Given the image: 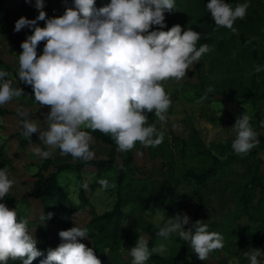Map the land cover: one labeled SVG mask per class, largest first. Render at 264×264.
<instances>
[{"label":"rangeland","instance_id":"obj_1","mask_svg":"<svg viewBox=\"0 0 264 264\" xmlns=\"http://www.w3.org/2000/svg\"><path fill=\"white\" fill-rule=\"evenodd\" d=\"M229 1L233 7L245 2L250 5L246 17L234 23L237 33L224 27L217 28L206 8L208 0H175L176 10L165 12L166 21L200 33L197 47L207 44L212 51L190 66L183 79L162 82L170 95L171 106L165 113L164 121H159L154 113H148V123L164 132L163 142L155 148L144 147L137 142L130 157L128 151L121 152L117 148L111 168L100 174V179H106L109 187L105 189L99 185L95 192L90 193L86 186L95 212L106 211L115 200L117 175L123 168L125 176L122 183H131L148 199L145 209L140 211L142 224L136 217L123 220L128 234L115 254H109L103 248L101 253H105L100 260L109 257L110 264H131L130 248L139 236L145 239L149 237L143 229L144 223L156 226L171 210L174 216L186 213L190 217V223L185 228L201 220L208 225L210 232H219L224 237L223 248L213 250L205 261L200 260L188 244L190 264H249L244 252L255 247L242 243L238 232L250 230L256 224L248 219L243 200L247 199L253 206L262 196L255 185L254 175L264 171V146L256 144L250 152L241 156L232 151L231 143L236 135L232 127L243 113L251 116L257 134L264 135V61L258 62L264 46V0ZM108 3L110 0H96V7ZM68 5V0H44L48 17L63 15ZM38 14L35 0L24 5L17 0H0V70L7 71L8 78L24 91L23 96L0 106V168L7 167L10 178L16 180L8 193L9 196H15L10 209L17 208L20 218L28 220L29 230L37 240L36 247L44 254L45 249L55 248L62 242L57 223L47 218L44 221L41 219L47 213L69 214L71 227H87L88 238L80 240L86 246H92L91 232L97 227L90 222L92 214L89 206L68 212L66 202H50L44 211L39 202L23 196L30 189L33 173L40 166V155L35 151L38 148L36 142L24 141L20 123L23 118L17 115V109L22 108L30 113L29 118L43 122V114L50 108L40 107L34 99L32 87L18 79L21 43L32 34V29L24 28L16 32L14 27L21 16L34 19ZM168 22L163 30H166ZM38 24L43 27L45 22L38 21ZM158 27L154 25L152 29ZM37 53L41 54L39 51ZM257 66L261 71L255 70ZM253 79L258 84L260 97L249 94L248 88ZM194 135L198 136L205 149L223 161L217 172L204 183H197L185 174L189 167H204L211 163V156L193 145ZM93 140V158L105 157L109 144L95 137ZM63 161L82 160L73 159L71 155L61 156L57 150L52 156V163L42 171L49 173ZM90 169L94 170L92 167ZM85 177L86 180L91 179L90 175ZM57 178L66 189L68 198L77 203L79 181L75 172L63 170L57 174ZM195 191L203 197L204 203L200 207ZM42 230L47 232V236L39 241V231ZM160 244L167 247L166 254L169 255L177 253L181 247L180 242L173 237H156L149 251ZM259 259L264 264V255ZM147 264H153V261L148 260Z\"/></svg>","mask_w":264,"mask_h":264},{"label":"clouds","instance_id":"obj_2","mask_svg":"<svg viewBox=\"0 0 264 264\" xmlns=\"http://www.w3.org/2000/svg\"><path fill=\"white\" fill-rule=\"evenodd\" d=\"M249 6L245 2L233 7L226 0H208L206 4L217 28L233 33L238 31L234 23L246 17ZM35 8L39 14L34 19L21 16L14 31L32 29L21 43L18 79L32 87L40 107L50 108L43 114V122L17 109V115L23 118L22 136L30 140L38 134L47 148H37L36 153L50 158L58 150L61 156L88 161L95 154L91 132L96 130L110 135L121 152L132 150L137 142L144 147H158L165 134L148 123V113H154L159 121L166 119L172 101L162 82L183 79L190 66L212 51L207 44L197 47L200 33L191 28L184 30L175 24L163 30L165 12L176 10L175 0H110L99 8L96 0H74V6L54 17L47 16L44 0H35ZM38 21H44V26ZM154 25L159 27L153 30ZM41 42H45L43 52L38 55ZM8 77L7 71L0 70V106L24 95L23 89ZM251 119L243 113L232 127L236 135L231 148L237 155H246L258 143ZM15 183L9 169L0 168V200L8 196ZM98 183L102 188L109 187L106 179ZM52 216L49 212L41 219ZM189 223L186 213L177 214L164 226H157L156 235L165 239L178 235L202 261L213 250L223 248L222 234L210 232L201 220L185 228ZM88 235L87 227L77 225L61 230L62 242L49 248L40 264H101L93 249L80 242ZM36 245L28 220L20 218L17 208L10 209L0 202V262L21 259L23 264H32L43 255ZM148 245L143 236L137 238L130 248L131 264H147L153 252H167L164 244L153 251ZM262 255L260 248L244 252L249 264H262Z\"/></svg>","mask_w":264,"mask_h":264},{"label":"trees","instance_id":"obj_3","mask_svg":"<svg viewBox=\"0 0 264 264\" xmlns=\"http://www.w3.org/2000/svg\"><path fill=\"white\" fill-rule=\"evenodd\" d=\"M31 1V0H30ZM70 6H74V0H68ZM19 3H29L26 0H17ZM227 3H230L229 0H226ZM166 20V19H165ZM168 22V21H166ZM174 22H168L166 30L170 29ZM182 29L186 30L183 26ZM44 42H41L38 46L37 51L41 54L43 52ZM264 61V46L259 55L258 62L261 63ZM24 88V85H21ZM249 89L250 96L260 97L261 95L258 93V84L252 80ZM91 131V130H89ZM91 135L107 144H109V150L106 153L105 157L100 158H91L88 161H78V162H69L63 161L54 166V169L49 173H44L42 170L46 169L52 163V157L43 158L40 156V166L33 173V179L31 182V187L28 191H26L23 196L25 199L35 200L39 202L43 207V210L46 211L50 206V202H55L57 204H62L66 202L68 205V212H74L75 210L84 209L86 206H89V210L92 214L90 219L91 224L96 225L97 230L91 232L92 246H87L93 249L94 254L100 259L103 257L101 253L103 248H106L109 254H115L124 239V236L127 235L126 226L122 223L123 220H126L129 217H136L138 222L142 224L143 218L141 216L140 211L144 210L148 199L143 194V192L139 189L136 190V187L129 182L122 183L124 179V170L120 169L117 175V189H116V197L113 202V205L110 209L103 211L101 213H96L94 207L91 205L90 196L86 191V186L89 187V192L93 193L96 191L97 187L100 185L98 181L100 180V174L103 170H107L111 168L112 163L117 155V145L115 141L111 138L110 135H106L101 133L99 130L92 131ZM258 143L264 146V135L258 134ZM27 142H36L38 144V148L42 150H47L46 146L39 140L38 134H33L30 140L25 139ZM25 143V142H24ZM193 145L197 148V150H201L202 152H207L211 156V163L204 167H189L186 170V175L188 177H192L197 183H204L205 180L215 174L223 161H221L216 155L209 152V150L205 149L202 145L200 139L197 135H194L192 140ZM130 151H128V155L130 157ZM94 170H89V168ZM63 170H72L75 172L76 177L79 181L78 184V202H72L68 196L67 191L64 189L57 178V174ZM87 173V174H86ZM87 175L91 176V179H87ZM255 185L259 187V190L262 192V196L256 205H251L247 199H244V210L248 216V219L251 222L256 223L254 227L250 230H240L238 232L239 240L242 243L253 244L255 248H260L262 251L264 250V171L257 173L254 175ZM195 197L198 202V206H202L204 201L200 192L195 191ZM15 200L14 195H8L0 202L5 203L7 207L10 208V204ZM251 207V208H250ZM253 208V209H252ZM69 215V214H68ZM64 215H54L50 218L51 221L57 223L59 230H67L71 228L69 216ZM174 217V213L170 210L167 215L156 225H151L149 223H144L143 229L148 232L149 237V249L154 245L158 227L164 226L166 222ZM142 220V221H141ZM40 240L44 239L47 236V232L45 230L39 231ZM170 237L175 238L180 242V249L177 253L173 255L169 254H159L153 252L149 260L153 261V264H190L189 260V251H188V242L183 241L174 234ZM47 250L45 249V253L41 256L39 260L36 258L33 260L32 264H40V261L44 259L47 255ZM110 256V255H109ZM111 259L109 257H104L101 260V264H110ZM3 264V262H0ZM7 264H23L21 259L12 260L9 259Z\"/></svg>","mask_w":264,"mask_h":264}]
</instances>
